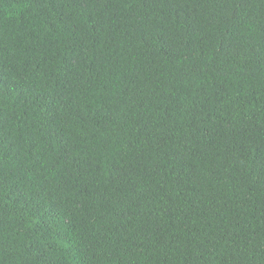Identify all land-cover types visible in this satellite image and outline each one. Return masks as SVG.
<instances>
[{"label": "trees", "instance_id": "16d2710c", "mask_svg": "<svg viewBox=\"0 0 264 264\" xmlns=\"http://www.w3.org/2000/svg\"><path fill=\"white\" fill-rule=\"evenodd\" d=\"M0 264H264V0H0Z\"/></svg>", "mask_w": 264, "mask_h": 264}]
</instances>
